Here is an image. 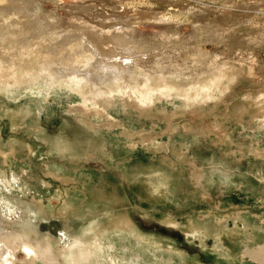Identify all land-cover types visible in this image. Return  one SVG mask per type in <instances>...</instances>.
Segmentation results:
<instances>
[{
  "label": "rangeland",
  "instance_id": "obj_1",
  "mask_svg": "<svg viewBox=\"0 0 264 264\" xmlns=\"http://www.w3.org/2000/svg\"><path fill=\"white\" fill-rule=\"evenodd\" d=\"M39 1L63 20L117 16L146 35L200 37L225 77L211 97L142 108L119 97L86 106L46 79L0 82V206L15 208L0 209V233H27L58 264H85L63 254L94 235L102 251L88 264H264V0ZM154 13L169 23L156 30ZM162 45L157 58L179 55Z\"/></svg>",
  "mask_w": 264,
  "mask_h": 264
},
{
  "label": "bare ground",
  "instance_id": "obj_2",
  "mask_svg": "<svg viewBox=\"0 0 264 264\" xmlns=\"http://www.w3.org/2000/svg\"><path fill=\"white\" fill-rule=\"evenodd\" d=\"M37 1L0 0V82L10 87L20 81L39 83L40 79H46L58 87L69 85L86 106L93 103L105 108L119 97L142 108L153 104L157 98L190 101L201 96L211 97L224 80L225 71L221 69L225 58L206 55L200 37L190 41L179 37L175 31H168L169 28L146 35L136 29V20L123 19L116 23L117 16L102 19V26L77 18L63 20L44 10ZM161 15L149 16V24L156 30H160L158 20L169 23ZM205 33L204 37L209 38ZM212 34L211 39L221 41L226 29ZM258 39L264 42V36ZM161 44L168 50L177 49L179 55L157 58L154 53ZM175 59H180L182 64H177ZM251 72L255 75L253 69ZM4 180L0 174V182ZM0 209L4 217L15 212L9 205L0 206ZM1 228L4 227L1 225ZM30 237L18 230L6 229L0 233V264H36V260L58 264L52 247L46 248ZM73 245L67 249L69 256L63 254L72 262L88 264L98 249L102 251L95 235L92 239H78ZM260 250L262 254L257 252L256 255L264 261V247ZM19 251L25 255L24 263H18Z\"/></svg>",
  "mask_w": 264,
  "mask_h": 264
}]
</instances>
